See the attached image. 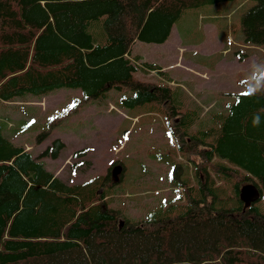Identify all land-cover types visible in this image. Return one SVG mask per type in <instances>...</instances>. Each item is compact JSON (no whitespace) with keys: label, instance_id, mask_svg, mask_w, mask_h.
I'll return each mask as SVG.
<instances>
[{"label":"trees","instance_id":"trees-1","mask_svg":"<svg viewBox=\"0 0 264 264\" xmlns=\"http://www.w3.org/2000/svg\"><path fill=\"white\" fill-rule=\"evenodd\" d=\"M234 1L0 0L1 106L60 88L80 89L89 100L127 86L132 94L121 99L123 108L157 111L178 150H201L205 160L197 182L179 184L186 200L177 216L131 222L107 200L123 162L69 184L44 160L59 157L65 142L55 138L35 154L6 134L11 118L0 114V264H264V76L243 79V90L229 92L234 100L227 110L207 120L171 105L176 97L169 84L134 74L160 73L161 66L130 57L136 41L165 42L188 9ZM242 30L248 45L264 44V0L242 15ZM22 122L30 130L33 122ZM85 153L78 149L74 156ZM214 167L230 190L217 185ZM247 183L262 198L244 209L239 192Z\"/></svg>","mask_w":264,"mask_h":264},{"label":"rangeland","instance_id":"rangeland-1","mask_svg":"<svg viewBox=\"0 0 264 264\" xmlns=\"http://www.w3.org/2000/svg\"><path fill=\"white\" fill-rule=\"evenodd\" d=\"M256 2L237 0L188 9L174 23L166 44L151 45L154 47L150 52V45L140 41L133 50L141 46L140 54L162 65L180 56L185 63L196 66L192 67L193 73L186 71L185 75L181 65L164 67L160 73L138 70L135 76L141 81L169 84L176 97L171 105L180 107L182 112L191 110V114H201L207 120L216 113L221 114L234 100L229 92L235 91L232 86H237L236 81L252 82L257 75L264 76V44L248 45L242 30V15ZM197 67L208 70L209 81L200 84V75L194 72ZM169 77L177 82L171 83ZM204 84L209 85L204 88L207 95L217 100L209 107L202 97L197 98ZM79 94L77 90H54L42 97L29 96L26 101L0 104V114L11 118L6 134L35 154L61 137L66 142L61 155L44 160L49 169L69 184L83 182L91 175L106 174L114 162L121 161L125 168L119 174V182L108 192L110 207L118 209L121 216L131 222L156 215L177 216L186 200V192L179 184L186 179L197 182L198 170L192 171L191 165L202 163L198 168L202 170L205 162L202 151L178 150L177 139L166 132L164 116L147 105L123 108L121 103L125 101L121 99L132 94L129 87L112 89L103 99L99 98L102 103L90 106L76 101ZM180 116L172 119L180 122ZM24 120L26 124L33 122L30 130H23ZM54 121L57 122L51 127ZM50 127V135L37 142L36 135ZM78 149L85 150L83 157L74 156ZM217 160L214 159L215 164ZM214 169L210 170L217 178V185L230 190L232 183L219 179ZM202 176H205L203 172ZM233 201L229 198L227 203L231 205Z\"/></svg>","mask_w":264,"mask_h":264},{"label":"crops","instance_id":"crops-1","mask_svg":"<svg viewBox=\"0 0 264 264\" xmlns=\"http://www.w3.org/2000/svg\"><path fill=\"white\" fill-rule=\"evenodd\" d=\"M170 37V36H169ZM169 40V38L165 41V42H163V43H148L147 45H150L149 47H148V49L150 50V52L153 50V48H151V47H154V46H151V45H154V44H156V45H163V44H166L167 43V41ZM140 41H136L135 42V45H138V43H139ZM141 49V46H139L137 49H136V51H134L133 49H132V53H131V55H130V57H131V59H133L135 62H137V64H140L142 61H148V62H154V63H156V64H158L159 66H161L162 68H164V67H180L181 65L182 66H184V74L186 75V71H190V72H192L193 73V71H191L192 70V67H196L194 64H190V63H185V61H184V59L183 58H180V56H177V58L174 60V61H171V62H169V64L168 65H162V64H160V63H158L157 61H155V59H152V58H150V57H148V58H146L145 57V55L144 54H140V52H139V50ZM171 63V64H170ZM141 68V67H140ZM141 70V69H140ZM139 70V71H140ZM144 71V70H143ZM194 72H196L197 74H199L200 75V84H201V82H207V81H209L210 80V73L208 72V70L207 69H205V68H202V69H200V68H198L197 67V69H195V71ZM173 82H177V79H172V83ZM199 84V85H200ZM236 85L237 86H232V88H235V91H240V90H243L244 89V86H243V84L242 83H238L237 81H236ZM201 87V90H200V93H199V95L197 96V98H199V99H201V97L203 98V101L205 102L204 104L205 105H207L208 107H209V105H211V104H213L215 101H217L216 100V98L214 97V96H212V95H207V91H204V88L205 87H209V85H206V84H204V85H202V86H200ZM231 88V89H232ZM66 89H69V88H60V89H56L55 91H58V90H66ZM122 89H127V86H124V87H121L119 90H122ZM70 90H77L80 94L78 95V97L76 98V101H81V104H83L84 103V105H96V104H98V103H102V100L101 99H103V98H101V99H89V100H83L82 99V93H81V90L80 89H70ZM110 90H112V89H110ZM109 90V91H110ZM114 90H117V89H114ZM108 91V92H109ZM53 92V91H52ZM232 92V91H231ZM80 104V103H79ZM80 104V105H81ZM116 104V103H115ZM59 138H61V137H59ZM62 139V138H61ZM63 140V139H62ZM64 141V140H63ZM65 142V141H64ZM66 143V142H65ZM215 159H218V158H215ZM192 164V163H191ZM202 165V163H199V164H196V163H194L193 165H191V169H192V171H194L195 169H197V168H199L200 166ZM204 165V164H203Z\"/></svg>","mask_w":264,"mask_h":264},{"label":"water","instance_id":"water-1","mask_svg":"<svg viewBox=\"0 0 264 264\" xmlns=\"http://www.w3.org/2000/svg\"><path fill=\"white\" fill-rule=\"evenodd\" d=\"M121 169V165H117L113 169V174L116 178ZM239 196L241 201L244 203V209H246L250 204L255 203L262 198V194L259 188L254 183L244 184L240 189Z\"/></svg>","mask_w":264,"mask_h":264},{"label":"snow or ice","instance_id":"snow-or-ice-1","mask_svg":"<svg viewBox=\"0 0 264 264\" xmlns=\"http://www.w3.org/2000/svg\"><path fill=\"white\" fill-rule=\"evenodd\" d=\"M72 106H75L74 104Z\"/></svg>","mask_w":264,"mask_h":264}]
</instances>
